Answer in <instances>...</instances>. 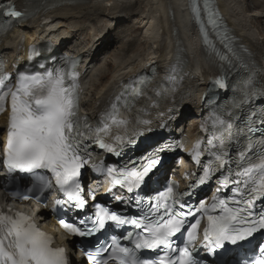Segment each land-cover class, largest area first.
I'll list each match as a JSON object with an SVG mask.
<instances>
[{
    "label": "snow or ice",
    "instance_id": "6c2138e0",
    "mask_svg": "<svg viewBox=\"0 0 264 264\" xmlns=\"http://www.w3.org/2000/svg\"><path fill=\"white\" fill-rule=\"evenodd\" d=\"M191 8L204 33V43L208 44L209 36L197 0H192ZM203 10L208 13L209 23L214 30L219 27L212 19L214 14L209 0H204ZM25 15L26 10L18 8L16 0H0V17L8 18L0 23V31L5 30L12 21H21ZM217 35L220 33L217 32ZM225 39L222 37L220 42L224 44ZM221 59L228 58L221 56ZM229 65L230 70L235 69L231 61ZM261 71L264 72V69ZM66 75L69 83H66ZM77 78L75 74H66L63 68H45L43 73H18L17 82L12 85L7 83L11 77L0 73V113L8 110L6 106L10 105L3 160L8 170L49 172L56 185L66 194L68 203L83 211L87 201L81 196L80 177L81 169L91 159V142L95 141L100 148L109 152L116 150L91 134L106 132L107 124L93 130L86 118L80 116ZM216 85L221 90L231 92L232 100L220 115L214 117L215 130L206 141L207 152L212 158L209 171L198 179L203 183L213 171L225 169L227 165V175L221 171L224 177L222 187L233 185V199L231 207L229 202L219 200L220 214L207 216L208 227L204 231L203 247L207 249L205 260L208 264H234V246L243 247V242L249 241L254 233L264 230V211L259 214L253 212L255 201L264 198V75L249 69L231 83L221 77ZM120 99L117 97V101ZM112 109L115 112V104ZM175 115L173 111L172 116ZM113 123L124 124L126 121L113 118ZM143 124V131L152 130L149 121ZM115 140L120 148L134 146L135 143L134 138L125 141L120 135L115 136ZM232 147L236 148L234 157L229 155ZM162 150V147L153 149L143 157L130 160L120 171L107 168V174L114 184L120 185L128 193L135 192L126 202L137 205L140 209L138 216H127L95 204V211L90 215L85 213L76 223L60 221L66 230L78 237L93 236L109 222L117 228L133 226L134 231L126 232L122 237L130 241L133 247L122 246L121 240L112 236L110 243L103 247H97L95 251L86 250V259L91 264H109L110 261L112 264H199L193 259L190 249L197 238L200 219L185 229L187 217L192 215L193 209L180 202V197L171 186L158 191L146 201L136 192L151 182L154 169L161 164L159 151ZM200 155V146L197 145L196 156ZM38 186L41 190L50 188L51 181L41 177ZM22 198L28 200L31 197L26 194ZM36 198L39 199V196ZM113 199L119 200L121 197L114 196ZM211 208L216 211L217 204L213 203ZM201 210L207 211L204 204L195 209ZM182 229L187 231L188 242L182 248H176L171 238L181 233ZM51 244L52 238L41 231L30 217L11 210L7 213L0 210V264H68L65 249L53 248ZM141 250H150L157 255L140 256L138 253ZM258 252L257 257L245 260L243 264H264V245H258ZM236 264L240 262L236 261Z\"/></svg>",
    "mask_w": 264,
    "mask_h": 264
},
{
    "label": "bare ground",
    "instance_id": "6f19581e",
    "mask_svg": "<svg viewBox=\"0 0 264 264\" xmlns=\"http://www.w3.org/2000/svg\"><path fill=\"white\" fill-rule=\"evenodd\" d=\"M39 1L30 3L32 10L41 4L37 21L31 25L25 22L18 25L0 44L2 53L10 61H15L19 54L26 58L25 50L33 40H48L54 35L58 46L63 43L70 53L83 58V105L91 117L97 116L101 108L108 106L143 70L155 68V83H158L168 79L178 65L181 68L179 113L181 117L195 115L190 123L195 127L184 125L189 136H193L199 117L205 110L200 99L206 91L207 80L212 73L217 80L222 75L216 71L218 59L209 54L199 41V29L192 18L189 0ZM216 1L223 22L238 44L250 52L264 53V30L260 29L264 21V0H257L253 6L249 4L250 0ZM44 19L50 20V23L40 26ZM129 20H136L129 30L142 29V36L130 39L129 35L127 40L120 37L127 35L125 30L120 31L118 25ZM103 21L104 24H99ZM116 27L119 28L118 37L114 34ZM85 33L89 34V41L83 36ZM23 36L27 38V44L25 49L19 50ZM112 38L121 40V44L111 56L102 60L101 56ZM163 38H166L165 42ZM135 43L140 47L133 51L131 46ZM111 62L114 67L109 73L107 67ZM95 87L100 89L98 94H93ZM4 121L5 118L0 117V130ZM3 179L0 172V186ZM10 203L6 194L0 192V204ZM43 214L48 216L49 212L43 211ZM68 244L72 245V242L68 241ZM73 262L82 264L83 260L75 256Z\"/></svg>",
    "mask_w": 264,
    "mask_h": 264
},
{
    "label": "rangeland",
    "instance_id": "374dc122",
    "mask_svg": "<svg viewBox=\"0 0 264 264\" xmlns=\"http://www.w3.org/2000/svg\"><path fill=\"white\" fill-rule=\"evenodd\" d=\"M256 1L257 0H250L249 1V4L251 5V6H253L254 5V3H256ZM252 11V10H251ZM253 12H254V9H253ZM105 21V20H104ZM103 21V23H99V24H104L105 22ZM134 22L136 23V20H129V22H126V23H123V24H121V25H118V27L120 28V31H123V30H125L124 32H125V34L128 36H120L119 35V32L117 31V30H119V28L118 27H116V29H114V34H115V36L116 37H118V36H120V37H122V38H125L126 40H127V38H129L130 36L132 37V38H130V39H133V38H137V37H139V36H142V29H137V30H135L134 32L133 31H131V30H129L133 25L132 24H134ZM264 21H262L261 22V24H260V29H261V31L263 32V30H264V23H263ZM131 26V27H130ZM262 26V27H261ZM122 27V28H121ZM129 32V33H128ZM264 33V32H263ZM122 34H123V32H122ZM89 35V34H88ZM88 35H86V33L83 35V36H85V39H87L88 38V41L90 40V37L88 36ZM130 35V36H129ZM78 38L79 37H77V39L76 40H78ZM84 38V37H83ZM82 38V39H83ZM81 39V38H80ZM113 39H115V38H112V41L111 42H109V46H108V49H106V51H105V53H103L102 54V56H101V59L103 60V58L105 59V58H108L109 56H111V54H113L114 53V50H116L117 48H118V46L121 44V40H119L118 39V41H116V40H113ZM78 42V41H77ZM134 46V47H133ZM133 46H131V49L134 51V50H136V49H138V43H135ZM140 47V46H139ZM113 67H114V64L111 62V64H109L108 65V67H107V72L109 71V73H111V71H112V69H113ZM98 84H100V82L98 83ZM100 90V89H99ZM99 90L97 89V87H95L94 88V90H93V94H98V92H99ZM94 99H95V97H94ZM191 122V121H190Z\"/></svg>",
    "mask_w": 264,
    "mask_h": 264
}]
</instances>
